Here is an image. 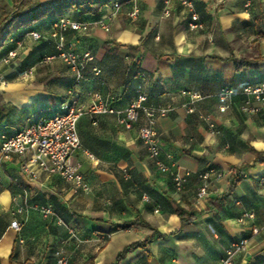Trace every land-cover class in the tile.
<instances>
[{"label":"crops","instance_id":"crops-1","mask_svg":"<svg viewBox=\"0 0 264 264\" xmlns=\"http://www.w3.org/2000/svg\"><path fill=\"white\" fill-rule=\"evenodd\" d=\"M191 1L200 28H190L192 11L180 0L168 17L162 15L163 0H115L118 7L107 5L99 14L66 10L30 26H14L46 36L39 41L24 36L18 46L11 35L0 48V134H14L61 112L72 88L85 108L94 92L110 98L117 109L145 93L148 104L174 106L157 122L161 157L171 153L180 171L214 166L224 177L214 180L208 197L199 202L197 176L179 191L155 168L139 137L143 117L127 128L118 114L86 112L78 121L81 147L73 160L89 191L76 190L72 182L36 164L30 165L35 177L25 172L30 153L0 158V264H57L58 250L69 254L68 264H113L125 246L152 232L142 226L117 229L137 217L165 238L129 252L120 264H221L230 244L244 235L249 241L232 264H264V162L259 161L264 158V109L242 112V98L236 96L221 112L215 97L225 85L241 88L264 79V0ZM13 6V0H0V15ZM64 16L89 25L87 31L68 28L63 33L67 46L94 56L87 79L80 82L61 60L41 62L56 52L48 35ZM13 47L17 56L4 63L2 56ZM235 60L249 64L238 72ZM93 67L101 73L94 75ZM30 69L32 74H25ZM183 91L210 97L195 102L190 113ZM172 202L200 213L182 224ZM25 203L51 205L54 214L32 208L18 212ZM249 212L254 217L239 221ZM15 219L20 230L11 226ZM254 227L257 234L251 233Z\"/></svg>","mask_w":264,"mask_h":264},{"label":"built area","instance_id":"built-area-1","mask_svg":"<svg viewBox=\"0 0 264 264\" xmlns=\"http://www.w3.org/2000/svg\"><path fill=\"white\" fill-rule=\"evenodd\" d=\"M175 0H163L162 15L168 17L173 10ZM182 4L190 8L192 11V22L190 28L196 29L202 27V22L194 10V4L191 0H180ZM115 7L119 4L115 3ZM136 11L132 12L135 15ZM102 25L104 23L100 21ZM68 28L74 30L87 31L89 25L87 22L73 21L71 18L64 16L56 20L48 37L55 46L56 52L53 55L46 56L42 61L51 62L55 59L61 60L69 66L75 73L76 81L80 82L87 79L86 68L88 64L94 60L91 52L84 54L77 53L73 48L67 46L63 33ZM25 36H30L33 40L39 41L46 35L37 30L26 32ZM24 39H17L16 43L21 46ZM18 53V49H13L2 58L4 63H10ZM94 75H99L101 69L93 67ZM30 69L25 74H32ZM144 75V74H143ZM182 94L187 98L185 106L188 112L192 113L196 110L194 103L203 100L210 96H205L197 91H183ZM236 96L242 98L240 109L245 113H258L264 109V79L261 81L245 84L241 88H234L225 85L215 94V97L220 102L219 110L225 112L232 104ZM148 96L145 93H139L128 107L117 109L112 105L110 98H105L102 93L94 92L92 101L87 108L79 103V94L75 88L69 91V97L61 105V112L47 118L40 119L35 123L28 125L16 133L7 135L0 134V158L11 159L13 155H24L30 153L28 162L24 167V171L31 173L30 165H39L43 170L55 173L63 177L65 180L73 183L76 190L81 189L89 191L90 186L85 181L83 175L78 172L74 164V152L81 147V140L78 133V121L86 112L93 114H118L120 122L127 128L144 118L145 125L139 130V137L145 144L148 154L152 159L154 166L161 173L168 175L175 184L177 190H183L185 184L192 176H197L201 180L197 191V200L199 202L205 200L214 180H219L224 177V171L215 167H210L203 171H192L186 169L179 170V166L174 156L171 153H166L165 158L161 157L162 148L158 140L157 122L160 118L165 117L173 109L174 106H155L147 103ZM207 120L210 129H215V123L209 116L204 117ZM90 157L93 155L89 154ZM35 177L34 173H31ZM239 175L244 176L241 171ZM264 182V176L260 178ZM23 208L36 209L45 215H53L54 210L51 205H38L25 203L24 207L17 211L21 212ZM254 214L245 213L239 221H244L246 218H252ZM62 222V220H59ZM11 226L16 229H21V223L15 219L11 222ZM259 229L252 228V234H257ZM70 233L76 238L74 229H70ZM249 238L241 236L233 241L226 250V256L221 264H232L234 256L244 250ZM57 264H68L70 260L69 254L63 250L56 251Z\"/></svg>","mask_w":264,"mask_h":264},{"label":"trees","instance_id":"trees-1","mask_svg":"<svg viewBox=\"0 0 264 264\" xmlns=\"http://www.w3.org/2000/svg\"><path fill=\"white\" fill-rule=\"evenodd\" d=\"M13 2L14 6L12 11L9 13H2L0 15V48L5 44V42L11 35H13L16 42L17 39H22L25 36L26 32L33 30L28 29V31H25V33H23L16 30L17 28L13 29L14 26H30L49 14L60 15L66 10H74L80 14H99L103 7L107 5H114L115 0H51L47 2H40L38 0H13ZM13 49H16V47L7 49L6 54L3 55L2 58ZM45 57L46 56L41 59V62L45 59ZM235 64L237 71L239 72L244 66L249 64V62L246 60H235ZM55 114L56 113H54L53 115ZM53 115L45 116L43 118L51 117ZM259 161L264 162V158H260ZM172 205L174 212L179 216L182 224L192 222L195 219L196 215L200 213V211L193 208H184L176 202H172ZM132 226L146 227L148 229H151L152 232L146 235L143 240H138L125 246L118 253L113 264H120L122 259L129 252H132L135 249L149 248L154 239L165 238V234L159 232L157 228L152 226L142 217H137L135 220L124 222L123 224L119 225L117 229H125ZM243 237L249 238V235H244ZM13 256L14 254H12V257Z\"/></svg>","mask_w":264,"mask_h":264},{"label":"rangeland","instance_id":"rangeland-1","mask_svg":"<svg viewBox=\"0 0 264 264\" xmlns=\"http://www.w3.org/2000/svg\"><path fill=\"white\" fill-rule=\"evenodd\" d=\"M49 62H44L43 64H48Z\"/></svg>","mask_w":264,"mask_h":264}]
</instances>
